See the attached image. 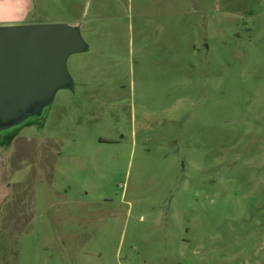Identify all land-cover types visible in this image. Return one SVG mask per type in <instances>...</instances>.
<instances>
[{"label": "rangeland", "instance_id": "rangeland-1", "mask_svg": "<svg viewBox=\"0 0 264 264\" xmlns=\"http://www.w3.org/2000/svg\"><path fill=\"white\" fill-rule=\"evenodd\" d=\"M77 26L40 119L0 137V264H264V0H0Z\"/></svg>", "mask_w": 264, "mask_h": 264}, {"label": "water", "instance_id": "water-1", "mask_svg": "<svg viewBox=\"0 0 264 264\" xmlns=\"http://www.w3.org/2000/svg\"><path fill=\"white\" fill-rule=\"evenodd\" d=\"M85 50L77 26L0 27V136L44 115L56 91L72 84L68 58Z\"/></svg>", "mask_w": 264, "mask_h": 264}, {"label": "flooded vegetation", "instance_id": "flooded-vegetation-1", "mask_svg": "<svg viewBox=\"0 0 264 264\" xmlns=\"http://www.w3.org/2000/svg\"><path fill=\"white\" fill-rule=\"evenodd\" d=\"M1 137V136H0Z\"/></svg>", "mask_w": 264, "mask_h": 264}]
</instances>
